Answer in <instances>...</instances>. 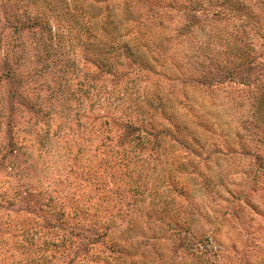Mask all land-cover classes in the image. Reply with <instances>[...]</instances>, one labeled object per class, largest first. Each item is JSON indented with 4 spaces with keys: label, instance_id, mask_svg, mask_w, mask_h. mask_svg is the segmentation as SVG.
<instances>
[{
    "label": "rangeland",
    "instance_id": "obj_1",
    "mask_svg": "<svg viewBox=\"0 0 264 264\" xmlns=\"http://www.w3.org/2000/svg\"><path fill=\"white\" fill-rule=\"evenodd\" d=\"M196 1L0 0V264H264V0Z\"/></svg>",
    "mask_w": 264,
    "mask_h": 264
},
{
    "label": "trees",
    "instance_id": "obj_2",
    "mask_svg": "<svg viewBox=\"0 0 264 264\" xmlns=\"http://www.w3.org/2000/svg\"><path fill=\"white\" fill-rule=\"evenodd\" d=\"M201 1H199V0H197L195 3H200ZM192 4H194L193 2L191 3V5ZM203 48V47H202ZM127 51V50H126ZM235 54V53H234ZM218 60H219V62L220 63H223V62H225V59H219L218 58ZM263 113H264V107H261V109H260Z\"/></svg>",
    "mask_w": 264,
    "mask_h": 264
}]
</instances>
